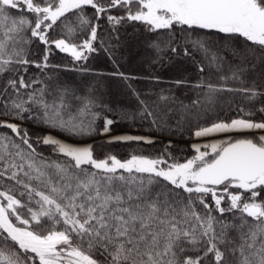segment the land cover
<instances>
[{
	"label": "snow or ice",
	"instance_id": "1",
	"mask_svg": "<svg viewBox=\"0 0 264 264\" xmlns=\"http://www.w3.org/2000/svg\"><path fill=\"white\" fill-rule=\"evenodd\" d=\"M133 49L183 74L120 71ZM101 55L114 71L92 67ZM137 121L240 138L192 144L181 162L171 141L150 156L151 136L114 132ZM256 130L264 0H0V264H264V134L244 135ZM97 134L137 148L98 157Z\"/></svg>",
	"mask_w": 264,
	"mask_h": 264
},
{
	"label": "trees",
	"instance_id": "2",
	"mask_svg": "<svg viewBox=\"0 0 264 264\" xmlns=\"http://www.w3.org/2000/svg\"><path fill=\"white\" fill-rule=\"evenodd\" d=\"M33 51L42 53L43 46H40L39 48L33 46ZM141 52L142 49L140 50V52H137L135 49H133L131 54L122 53V55L126 56V58L119 59L120 71L137 77H144L150 74H154L160 76L165 81L183 74V72L177 67L161 66L159 64L149 65L148 61L142 58L140 54ZM51 59L53 63H61L64 62L67 58L64 56V54L57 53ZM90 63L92 67L98 72L108 73L114 71L112 64L104 55L97 57ZM187 71L191 72V67H188ZM106 82L108 83L114 98H119L123 102L129 103L128 98L123 95V81L113 78H106ZM132 83L134 84V86L141 90L153 88L154 90L158 91L161 87H168L167 84L156 85L143 79L132 81ZM131 103L134 104V101H132ZM229 115H233V113H229ZM255 118L259 120L261 117L256 116ZM29 128L30 131H32L34 134L46 131L31 125H29ZM114 132H129V134L151 136L155 140V143H153L152 145H139V148L143 149L144 155L155 156L159 154L164 150L169 141L172 142L170 151L175 156H177L181 162H183L186 158H190L191 156L195 155V152L191 147V143L189 142L191 139H193L194 136H192L189 131L175 132V134H171L168 132L161 133L151 130L146 122L137 121L136 125L131 127L127 123L118 124L114 128ZM250 138H254V136ZM88 141H90V143L94 146L95 154L98 157H103L105 154L112 152L118 155L120 158H126L129 155V152L132 151V149L137 148V145L135 144H132L130 146L125 144H110L107 142V137L100 134L88 138ZM40 151H42L45 156L52 155L51 149L47 146H40Z\"/></svg>",
	"mask_w": 264,
	"mask_h": 264
},
{
	"label": "rangeland",
	"instance_id": "3",
	"mask_svg": "<svg viewBox=\"0 0 264 264\" xmlns=\"http://www.w3.org/2000/svg\"><path fill=\"white\" fill-rule=\"evenodd\" d=\"M119 133H129V132H119ZM261 134H264V130H256L254 132L245 133L244 135H247L250 138L252 136L258 137ZM229 138L234 140V139L240 138V136L237 133H215L208 137H200V138L193 137V139H191L189 142L191 143V145L192 144L203 145V144L218 143V142L227 140ZM88 142L90 143V141Z\"/></svg>",
	"mask_w": 264,
	"mask_h": 264
}]
</instances>
